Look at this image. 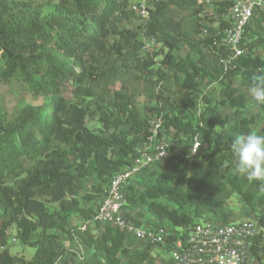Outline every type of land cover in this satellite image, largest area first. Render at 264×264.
Listing matches in <instances>:
<instances>
[{
	"label": "trees",
	"instance_id": "1",
	"mask_svg": "<svg viewBox=\"0 0 264 264\" xmlns=\"http://www.w3.org/2000/svg\"><path fill=\"white\" fill-rule=\"evenodd\" d=\"M134 1L0 0V85L26 88L25 105L13 110L0 95V264H56L67 242L91 250V264H152V251L162 245L143 241L148 247L134 251L131 235L95 217L111 179L133 164L156 119L170 157L178 145L187 150L172 168L139 181L144 170L130 181L129 222L144 228L148 214L168 224L163 250L171 252L196 224H220L207 218L225 207L216 196L229 185L264 226V194L245 191L232 175L223 181L233 169L232 138L228 144L216 137L218 130L235 135L256 126L235 83L242 80L249 90L264 71V11H254L242 41L247 53L225 72L222 60L231 55L224 44L226 16L234 0H148L146 24L132 12ZM133 17L137 29L125 25ZM144 37L154 39L148 51ZM184 48L189 51L181 57ZM122 71L137 74L149 103L140 108L116 89ZM256 106L264 124V105ZM221 108L234 110L235 119ZM197 136L202 146L195 163L205 155L206 172L189 175L184 167L194 162L190 148ZM91 179L99 184L85 193ZM11 236L35 249L33 257L12 254ZM255 255L264 264V249Z\"/></svg>",
	"mask_w": 264,
	"mask_h": 264
},
{
	"label": "built area",
	"instance_id": "2",
	"mask_svg": "<svg viewBox=\"0 0 264 264\" xmlns=\"http://www.w3.org/2000/svg\"><path fill=\"white\" fill-rule=\"evenodd\" d=\"M204 1L211 4V0ZM256 9L264 11V0H234L229 8L226 17L230 26L225 30L224 44L229 48L231 55L222 60L225 72L247 53L242 47V41ZM131 10L142 22L147 23L150 18L148 0H135ZM204 33L206 34L207 30ZM143 41L146 51L154 45L152 38L144 37ZM161 131L162 120H154L150 129L151 136L147 144L138 149L133 164L111 179L109 190L95 220L121 229L139 241L166 246L171 235L168 229L138 228L124 215L125 192L130 181L147 168L170 157V143L162 138L158 140ZM201 146L199 137H195L190 148L194 162ZM260 249H264V226L257 222L245 220L239 223L217 224L204 221L196 224L187 236L175 241L171 252L174 253L176 264H259L255 251Z\"/></svg>",
	"mask_w": 264,
	"mask_h": 264
},
{
	"label": "rangeland",
	"instance_id": "3",
	"mask_svg": "<svg viewBox=\"0 0 264 264\" xmlns=\"http://www.w3.org/2000/svg\"><path fill=\"white\" fill-rule=\"evenodd\" d=\"M40 1V0H35ZM126 26L137 29L139 25V21L133 17L130 20L126 21ZM154 51L152 49L151 53ZM188 49L184 48L181 52L178 53L179 56L185 57L188 53ZM145 52L144 54H146ZM258 54H262V50H258ZM137 74L135 72H129L125 73L122 71L119 78L117 79L116 83V89L117 90H124L128 94H131L134 98L135 103L138 107H142L145 103H149L150 100L145 95V84L136 79L135 77ZM235 86L237 87L239 93L245 94L247 101H248V108L245 111V115L247 117H254L257 120L256 126L254 127V130L259 131L260 133L264 134V124L261 119V114L258 106H256L249 97V90L247 89L245 83L242 80H238L235 83ZM211 92V91H210ZM213 93V92H211ZM0 95L4 97V102L8 106L10 110H13L16 107H23L26 102V88L22 84H16V85H0ZM68 97H70V94H67ZM168 97V95H166ZM213 96L216 98L217 93H214ZM221 111L224 116H228L230 119V122L235 119V112L234 110H231V108H221ZM234 135H232L229 132V129H226L224 131L218 130L216 133V137L221 139L224 143L229 144V139L233 138ZM165 139L166 138H162ZM170 143V142H168ZM187 150V146L185 145H178L176 152L171 155V157L165 161L162 165L159 166H153L151 168H147V173L142 174L141 180L149 179L150 177L156 176L159 172L168 170L173 167L174 164L178 163V160L182 157L183 152ZM205 155L201 158H199V162L195 163L192 162L191 164H187L184 168L187 174L189 175H200L203 172H206V162L207 158L203 159ZM197 159V158H196ZM233 162V169L231 173H225V178L223 181H227L231 175L235 177L238 180V183L244 188L245 191L251 192L255 196L259 197L264 194V192H261L259 190L258 185H254L253 182H250L245 177H242L238 173L235 172V160L232 157L231 158ZM139 181L137 180L135 184H139ZM216 181L220 182L221 180L219 177H216ZM94 184H99V181L97 179H91L89 181L84 182V192H90L91 187ZM217 200L224 201L225 207L220 211L219 214L211 216L207 218L208 220L216 221L220 224L223 223H239L245 220H254L258 214L254 213L251 209H249L241 196H239L229 185L227 187V191L223 194H218L216 196ZM96 202L92 204L95 208L100 203ZM89 205V204H88ZM163 225L162 228L168 229V224H158L154 219H152L148 214H146V217L143 221V227L146 229L147 227H155ZM171 230V229H170ZM180 233H186V230L178 228L176 229ZM14 233V231H12ZM63 238H65L63 236ZM128 243L130 244V247L134 251H143L146 247H148L147 243H143V241L137 240L134 236L130 237L128 240ZM67 253L63 256H61L56 264H91L92 259V251L84 248L83 246L79 245L77 242H67ZM8 248L10 252L14 255L18 256H24L26 259H30L35 254V249L33 248H22L20 243H17L16 241H13V238L11 236ZM164 246L156 247L152 251V257L149 261V263L152 264H176L174 261V253L163 250ZM159 260L161 261L159 263ZM157 261V262H156Z\"/></svg>",
	"mask_w": 264,
	"mask_h": 264
},
{
	"label": "clouds",
	"instance_id": "4",
	"mask_svg": "<svg viewBox=\"0 0 264 264\" xmlns=\"http://www.w3.org/2000/svg\"><path fill=\"white\" fill-rule=\"evenodd\" d=\"M249 97L254 104L264 105V71L253 77ZM230 151L235 160V172L250 182H259V190L264 192V134L257 130L235 134Z\"/></svg>",
	"mask_w": 264,
	"mask_h": 264
},
{
	"label": "crops",
	"instance_id": "5",
	"mask_svg": "<svg viewBox=\"0 0 264 264\" xmlns=\"http://www.w3.org/2000/svg\"><path fill=\"white\" fill-rule=\"evenodd\" d=\"M157 262V261H156ZM161 261L159 260V263H160Z\"/></svg>",
	"mask_w": 264,
	"mask_h": 264
}]
</instances>
